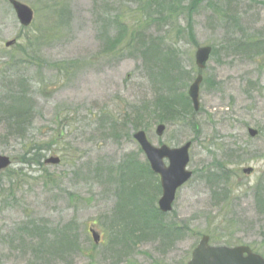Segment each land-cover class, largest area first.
I'll return each mask as SVG.
<instances>
[{
    "label": "rangeland",
    "instance_id": "obj_1",
    "mask_svg": "<svg viewBox=\"0 0 264 264\" xmlns=\"http://www.w3.org/2000/svg\"><path fill=\"white\" fill-rule=\"evenodd\" d=\"M16 1L35 18L25 29L9 0H0V118L23 96L32 127L8 139L0 123V155L13 159L14 175L12 183L10 174L0 176V264H187L211 231L212 245H247L264 256V211L257 207L264 193L258 202L252 189L261 182L264 188V0ZM177 4L178 21L169 18ZM249 43L260 44L261 53L252 55ZM152 44L162 54L157 71L144 53ZM201 46L213 53L195 113L187 91ZM169 73L177 78L170 88ZM161 123L166 131L159 138ZM139 130L155 147L193 143L191 182L177 192L173 211L151 223L175 227L169 238L128 230L130 219L149 220L162 196L158 178L140 171L147 162L133 139ZM30 149L42 166L23 162ZM54 157L60 165L44 164ZM249 167L254 173L246 176ZM209 169L229 171L228 205L219 191L214 201L224 184L205 181ZM140 189L151 199L135 215L146 200Z\"/></svg>",
    "mask_w": 264,
    "mask_h": 264
},
{
    "label": "water",
    "instance_id": "obj_2",
    "mask_svg": "<svg viewBox=\"0 0 264 264\" xmlns=\"http://www.w3.org/2000/svg\"><path fill=\"white\" fill-rule=\"evenodd\" d=\"M16 12V16L20 21V24L27 28L33 20V14L29 7L19 4L18 2L10 1ZM12 43H7L6 46H10ZM210 48L203 47L198 50L196 54L197 66L200 70L204 69L207 61L211 55ZM202 82V77L199 76L192 87L189 90V95L195 106V110L198 111L199 105V88ZM165 128L163 125L157 128V135L161 137ZM257 133L250 131V135L257 136ZM135 140L141 145L142 151L145 152L148 162L150 163L151 170L160 176V183H162L163 196L159 201L160 210L170 212L175 200L176 191L181 188L185 183L190 180L192 173L186 171V167L189 163V148L190 143L184 145L182 148L170 150L166 146H162L160 149L154 148L148 140L144 132H140L135 135ZM164 159H167L169 167L167 168ZM47 164H59V159H49ZM11 165L9 158L0 156V173L7 169ZM251 169L245 171L250 174ZM93 238L98 243L99 237L92 230ZM209 238L203 237L199 242L198 248L193 252V259L189 264H264V260L261 256L254 254L248 247L242 246L237 248L227 247H212L208 246Z\"/></svg>",
    "mask_w": 264,
    "mask_h": 264
},
{
    "label": "trees",
    "instance_id": "obj_3",
    "mask_svg": "<svg viewBox=\"0 0 264 264\" xmlns=\"http://www.w3.org/2000/svg\"><path fill=\"white\" fill-rule=\"evenodd\" d=\"M151 6H154V5L152 4ZM156 7H158V6H156ZM176 7H179V4H177ZM170 9H171V13L175 14V16H169V18H175L178 21V15H179V13L181 12L182 9H180V7L177 8V10H175L174 8H173L174 9L173 10L172 7ZM164 18H166V15L162 14L159 19L164 21ZM147 20H148L147 18H142L141 21H143L146 24ZM120 43H121V38L120 37L119 38H115L112 42H110V44H111L110 45V51H112L113 49L118 47L120 45ZM157 45H153V46L150 45L151 46L150 49H147L146 52H144L146 54L147 53L150 54L151 61H149L148 64L155 65L156 71H157V66H156L157 63L156 62H158L159 59L162 57V54L158 52ZM247 49H249L250 52H252V55H253L255 53H259L260 54L262 49H263V47L260 44H251V43H249L247 45ZM169 50L172 51V48L170 46H169ZM168 53L169 52H167V57H168ZM169 62H170V58L169 59L167 58L164 61V63H168V64H169ZM175 63H176V61H175ZM175 68H178V66H176ZM160 74H161V71H160ZM161 76L164 78L163 74H161ZM176 80H177V78L174 77V78H171L170 80H167V81L169 83L171 82L172 84H174L176 82ZM176 88H177V85H176ZM25 99L26 98L23 97V96H18L15 99V102H14V99H13L14 105L11 104L9 106V108L6 110V112L4 113L5 115H3L0 118V123L2 125H4L6 127V129L8 130V131H6L7 132L6 136H8V139L10 138V136H15V137L18 136L20 138L21 137H25L26 136L25 134L28 133L30 131L31 127H32L31 119L29 118L30 116L26 112L28 109L26 107H24L22 105V102H21V101H23ZM171 101H173L172 98H171L170 102ZM30 151H31V153H33V155H30L31 153L23 154V156H24L23 162L25 164H28V165H33V163H35V164H37L39 166H42V163H41V160H40L41 157L39 156V154H37V153L35 154L33 149L32 150L30 149ZM36 152H39V150L37 149ZM28 156H31L32 158L30 160H28L27 159ZM221 166H219V168L223 169L224 167L223 166L221 167ZM140 169L143 170V171L142 170H140V171H141V173L145 174L144 175L145 177H150L151 176V173L147 171L148 170L147 167L144 169L141 166ZM6 173L10 174V171H7ZM228 173H229V171H228ZM217 174H218V171L216 173L212 169L206 170V173L204 174V180L207 181L208 183L212 182L213 184H215V180H218V181H220V182H222L224 184V189L223 188L215 189L214 194H213V199H214V201L218 200V198H216V194L219 191L220 192L219 195L222 198L221 201L223 203H225L226 205H228V203H229V201H228L229 195L231 194V191L228 190V188H230V184H231V182H229L230 181L229 180L230 179L229 175L227 176V174H226L225 176H219ZM11 175H12V173L10 174V177H11ZM132 175H134V174L132 173ZM11 179H12L11 183L14 182V175L11 177ZM121 182H122L121 187L124 188L125 184H126L125 178H121ZM137 182H141V181H137ZM138 185L139 184H137L136 187H139ZM133 188H134V186H133ZM253 189L255 190L254 195L256 194V198L255 199L258 200L259 198H261V195L264 193L263 183H261L260 185H258L256 188H253ZM123 191L126 192V189L124 188ZM141 192L142 191L140 189L138 191V194H140L141 197L143 196L144 198H146V200L145 201L144 200H140V205L141 206L137 205V208L135 209V211H136L135 215L142 213V211H143L142 208L144 209V207H142V206H144V205L149 206L148 205V201H150V199H151V195L148 192H145V195L141 194ZM262 198H264V194H263ZM258 202H259V200H258ZM257 207H258L259 211H264V201H262V203H260V206L258 205ZM157 211L158 210H156V213L154 212V214H155L154 215L153 213H151V211L149 209V216H148L149 220H145V218H144L141 222H138V221H136L135 218L130 219V220H133V222H132L131 228H128V230H131L133 228L138 229V227H140L139 230H141L143 232V236L146 235L147 237L155 238V237H158V236H160L162 234L164 237H168L169 238L171 232H173V231L175 232V229H174L175 227L174 228L171 227L173 229V231H171V230H169L170 227L162 226V224H160L158 222V220H157L160 228H158V227L152 228L153 226L151 225V223L153 221H155L157 219V217H163L164 216V215L159 214V212L157 213ZM126 214H129V213L126 210H124L122 215H126ZM151 214H153V215H151ZM36 227H37L36 224L31 226L32 229H35ZM176 232L179 233V231H176ZM210 233H211L210 234L211 238H213V236L215 237V232L214 231H211ZM135 234H136V237L139 236L138 235L139 232H137ZM179 235H180V233L177 235V237ZM123 238L126 239L127 244H131L134 241H136V240H134L133 236L129 235V233H125ZM214 240H215V238H214ZM216 242H218V241H216ZM217 244L218 245H220V244L227 245V244H230V243L221 240Z\"/></svg>",
    "mask_w": 264,
    "mask_h": 264
}]
</instances>
